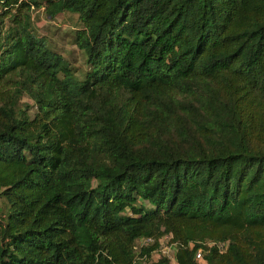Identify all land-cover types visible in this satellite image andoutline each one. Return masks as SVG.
<instances>
[{"label":"trees","instance_id":"obj_1","mask_svg":"<svg viewBox=\"0 0 264 264\" xmlns=\"http://www.w3.org/2000/svg\"><path fill=\"white\" fill-rule=\"evenodd\" d=\"M0 198V264H264V0H0Z\"/></svg>","mask_w":264,"mask_h":264},{"label":"rangeland","instance_id":"obj_2","mask_svg":"<svg viewBox=\"0 0 264 264\" xmlns=\"http://www.w3.org/2000/svg\"><path fill=\"white\" fill-rule=\"evenodd\" d=\"M31 19L33 28L37 34L44 35L50 47L61 53L74 68H85L83 53L73 43L74 29L80 25V22L77 20V14L63 12L54 18H50L44 9L40 7L31 9ZM21 102H23L21 104H32V101L25 96L21 98ZM30 112H34V107L30 108ZM4 207V201L0 198V214L4 212ZM168 246L169 239L167 236H163L160 239L159 247L152 252L150 261L149 259L143 260L144 258L139 261L141 263L145 261L144 264H151V260H155L160 255L158 250ZM172 264H175L174 261H172Z\"/></svg>","mask_w":264,"mask_h":264},{"label":"built area","instance_id":"obj_3","mask_svg":"<svg viewBox=\"0 0 264 264\" xmlns=\"http://www.w3.org/2000/svg\"><path fill=\"white\" fill-rule=\"evenodd\" d=\"M152 241H153V239L151 237H142V238L137 239L134 243V246H133L135 253L136 254L140 253V248L144 245L151 243ZM174 245L175 244L173 242H170L168 247L160 248L159 249L160 254L166 255L173 260ZM195 257L201 264L204 263L203 259H202L201 252L199 250L196 252ZM140 259H141V257H140ZM143 263H140V264H143Z\"/></svg>","mask_w":264,"mask_h":264}]
</instances>
